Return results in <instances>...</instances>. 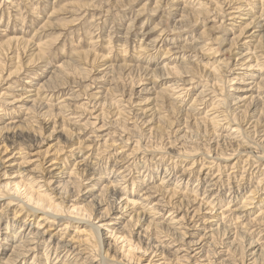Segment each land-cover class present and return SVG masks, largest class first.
<instances>
[{
    "label": "rangeland",
    "instance_id": "obj_1",
    "mask_svg": "<svg viewBox=\"0 0 264 264\" xmlns=\"http://www.w3.org/2000/svg\"><path fill=\"white\" fill-rule=\"evenodd\" d=\"M0 247L264 264V0H0Z\"/></svg>",
    "mask_w": 264,
    "mask_h": 264
},
{
    "label": "bare ground",
    "instance_id": "obj_2",
    "mask_svg": "<svg viewBox=\"0 0 264 264\" xmlns=\"http://www.w3.org/2000/svg\"><path fill=\"white\" fill-rule=\"evenodd\" d=\"M240 19H242V18H240ZM258 19V18H257ZM257 23H256V19H253V21H251V23H249L248 25H246L245 26V28L242 30V32H241V35H240V37L241 36H244L245 34H247L248 33V30L249 29H251V28H253V26L254 25H256ZM255 32V31H254ZM254 35H255V33H253V34H249V35H247V38L248 39H250V40H252V39H254ZM256 36V35H255ZM239 37V38H240ZM246 43H248V42H246L245 41V44ZM237 45H239V43H238V41H237V44L235 45V46H232V49H236V47H237ZM234 54H236V53H234ZM248 55V54H247ZM247 55H245V54H242V52H240V53H237L236 54V56L238 57L236 60H235V62H236V64H235V67H234V70L236 69V70H240L241 68H247L248 69V67L249 66H251V65H249L248 63L249 62H252V59L254 58V57H252V58H250L249 56H247ZM235 70V71H236ZM247 85H253L252 86V88L251 89H246L245 91H250V90H252L253 88H255V83H248ZM43 196V195H42ZM31 197H33L32 195H31ZM44 198H46L45 196H44ZM38 202V204L40 203V204H42V205H46V203H47V200L45 199H42V198H38V200H37ZM54 205V204H53ZM49 206V207H48ZM47 207L48 208H53L52 207V203L50 204V205H47ZM55 208V207H54ZM125 209H123V214L125 213ZM152 212V211H151ZM86 217H88L89 219H91V216L89 215V216H86ZM146 218V220H148V217L146 216L145 217ZM150 220V219H149ZM114 224V223H113ZM149 224H151V226H153V227H155V226H158L157 224H152V223H149ZM172 224V223H171ZM91 225V224H90ZM110 226H113L112 225V223H110L109 224ZM109 226V227H110ZM92 228H94L95 230H97L99 227L97 226V225H92ZM99 230V229H98ZM42 235H44V234H42ZM41 236V235H40ZM36 238H38V237H36ZM33 241V237L32 236H30L29 234H24L22 237H21V240L19 241V243L18 244H16L15 246H14V248H13V251H12V253L10 254V255H12V257H13V260L15 259V258H22V256H24L25 254H27V253H30V252H35V251H33L35 248H36V242H32ZM36 241V240H35ZM125 241H126V239H125ZM194 246H200V243H196V244H194ZM61 248H63V247H61ZM0 250H2V247H0ZM196 250H199V248H197ZM1 253V252H0ZM10 261V260H9ZM7 264V263H6Z\"/></svg>",
    "mask_w": 264,
    "mask_h": 264
}]
</instances>
